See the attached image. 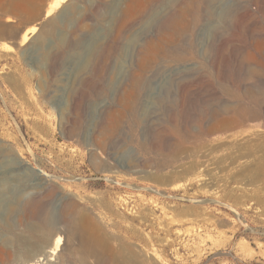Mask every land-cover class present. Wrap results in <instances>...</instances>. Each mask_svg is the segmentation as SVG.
Here are the masks:
<instances>
[{
    "label": "rangeland",
    "instance_id": "obj_1",
    "mask_svg": "<svg viewBox=\"0 0 264 264\" xmlns=\"http://www.w3.org/2000/svg\"><path fill=\"white\" fill-rule=\"evenodd\" d=\"M134 1L0 0V264H264V0Z\"/></svg>",
    "mask_w": 264,
    "mask_h": 264
},
{
    "label": "bare ground",
    "instance_id": "obj_2",
    "mask_svg": "<svg viewBox=\"0 0 264 264\" xmlns=\"http://www.w3.org/2000/svg\"><path fill=\"white\" fill-rule=\"evenodd\" d=\"M139 1V0H138ZM134 1V4H132L131 3V5H129L130 6V8H129V10H130V12H131V10L132 9H134L135 7H137V6H139L140 7V5L142 4L141 3V1ZM142 2H143V0H142ZM129 4V3H128ZM188 7V6H187ZM186 7V8H187ZM127 8V7H126ZM127 8V9H128ZM186 8L185 9H183V18H181V21H180V23H176L177 24V26H178V24H182V23H184V20H185V22H186ZM128 10V11H129ZM187 11H188V9H187ZM50 14V13H49ZM48 14V15H49ZM195 16H196V14H195ZM193 17V16H192ZM205 19V18H204ZM175 21H177V20H175ZM179 22V21H178ZM174 24V23H173ZM170 25V24H169ZM175 25V24H174ZM185 25H186V23H185ZM184 25V26H185ZM181 26V25H180ZM171 27H173V26H171ZM168 28V27H167ZM174 29L176 30V26H174ZM179 31V30H178ZM168 34V33H167ZM169 36V35H168ZM172 36V35H171ZM163 37V36H162ZM165 38H167V36L166 37H164V39ZM25 39V38H24ZM161 40V39H160ZM24 41V40H23ZM157 42V41H156ZM165 42H167L166 40H165ZM158 43V42H157ZM156 43V44H157ZM154 44V43H153ZM152 43H151V45H149V47H148V50H147V52H148V55H150V54H152L154 51H155V47H156V44H155V46L153 45ZM145 52V51H144ZM147 56V55H146ZM150 57V56H149ZM145 60V59H144ZM148 60V59H147ZM113 123V122H112ZM109 124V123H108ZM112 126V125H111ZM106 128H107V126H106ZM106 130V129H105ZM105 132H107V131H105ZM108 133V132H107ZM109 133H110V130H109ZM108 135V134H107ZM106 136V135H105ZM104 136V137H105ZM106 138V137H105ZM111 138V137H110ZM109 138V139H110ZM102 141H104V140H102ZM108 141V140H107ZM15 206V205H14ZM12 209H14L13 207H11ZM16 209V208H15ZM15 211V210H14ZM51 219H49L48 221H50ZM51 222V221H50ZM51 225H52V222L50 223ZM34 228V227H33ZM36 232V231H35ZM46 233V232H45ZM63 234L64 232L63 231H61V230H59L58 231V233H57V235H56V237L53 239V243H51L52 245H50V243L49 244H47V245H44L40 240H35L36 242L33 244V246H28V245H24V247H23V250H22V253H25V254H27V255H29L30 257H33V260H31V261H29V264H39V262L37 261V259L39 260L40 259V256H43V257H45L47 260H49V259H51L57 252V250H58V247H59V244H60V242L62 241V236L60 235V234ZM36 234H37V232H36ZM39 235H40V233H39ZM41 235H42V233H41ZM45 235V234H44ZM44 237H46V235L44 236ZM40 239V238H39ZM48 240V242H49V239H47ZM29 241V240H28ZM8 243V242H7ZM9 245V244H8ZM32 245V244H31ZM49 246V247H48ZM46 248H48V249H46ZM22 249V248H21ZM21 251V250H20ZM21 253V252H20ZM0 254H1V251H0ZM41 260V259H40Z\"/></svg>",
    "mask_w": 264,
    "mask_h": 264
}]
</instances>
